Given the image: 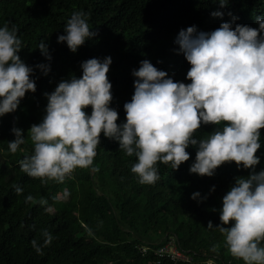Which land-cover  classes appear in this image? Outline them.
<instances>
[{"label": "trees", "instance_id": "1", "mask_svg": "<svg viewBox=\"0 0 264 264\" xmlns=\"http://www.w3.org/2000/svg\"><path fill=\"white\" fill-rule=\"evenodd\" d=\"M0 0V28L5 24L18 29L22 62L33 68L31 79L36 92L26 93L14 113L0 117V264H243L228 252L221 226L223 197L238 177L247 178L251 169L238 168L235 162L215 170L212 177L190 172L197 148L187 151L190 160L179 170L170 165H156L160 179L142 185L131 172L137 162L120 150L118 142L101 134V143L93 167L77 168L63 184L43 183L24 173L19 161L33 153L27 138L33 125L42 122L48 100L63 80L81 78L82 63L111 57L108 79L112 84L110 107L119 114L118 125L126 123L124 105L134 94L141 61L148 60L158 70L168 73L175 82L191 83L187 72L191 65L175 43L181 30L195 27L197 32L211 33L222 23L259 29L257 17L264 18V0ZM83 11L90 31L96 35L73 53L65 43H58L72 14ZM220 11L222 17H213ZM231 13V15H229ZM233 17L236 19L233 20ZM264 38V32L261 33ZM45 42L52 59L39 50ZM38 64L50 71L45 75ZM92 109H86L91 115ZM202 125L194 133L206 138L217 130ZM13 128L22 130L26 143L11 153L8 143L15 140ZM257 152L264 171V129ZM13 185L23 189L17 194ZM67 188V199L53 197ZM215 188V191H213ZM200 193L197 200L192 196ZM33 203H26L27 196ZM41 199L47 200L41 205ZM51 208V211H46ZM209 221L213 228L208 229ZM230 227V225H225ZM43 230L53 237L44 245ZM174 239L177 248L192 260L160 257L156 251ZM36 240L42 247L37 253ZM214 246H218L215 252ZM264 246V242L262 245ZM146 249V250H144Z\"/></svg>", "mask_w": 264, "mask_h": 264}, {"label": "clouds", "instance_id": "2", "mask_svg": "<svg viewBox=\"0 0 264 264\" xmlns=\"http://www.w3.org/2000/svg\"><path fill=\"white\" fill-rule=\"evenodd\" d=\"M218 3L221 8L227 6V0ZM212 15L222 17L223 13L216 11ZM256 19L259 29L236 25L233 30L225 22L211 33L197 32L195 27L181 30L175 43L191 65L187 72L189 84L175 82L150 61H141L139 69L132 73L136 77L135 91L124 105L123 125H118L119 114L110 107L111 57L83 62L81 78L63 80L54 92L45 93L46 115L28 132L34 150L19 161L21 170L43 183L58 184H63L77 168L97 172L93 164L101 134L118 142L127 156H136L131 172L142 185H152L160 179L158 163L179 170L191 158L187 151L190 146L197 148L190 172L201 177H212L222 165L235 162L238 168L251 169L252 173L247 178L238 177L223 197L221 226L216 230L223 235L233 258L243 264H264V171H255L260 164L257 152L264 129V18ZM17 32L15 25L0 28V117L14 113L26 93L36 92V83L31 79L33 68L18 55L22 41ZM64 32L66 35H60L58 43L66 42L73 53L96 35L90 31L83 11L72 14ZM38 47L50 61L45 42ZM36 67L45 75L50 71L45 64ZM89 107L91 115L86 112ZM202 125L220 127L206 138H193ZM12 131L16 138L8 148L16 153L23 150L26 138L18 128ZM13 187L18 195L22 194L21 187ZM69 195L65 188L53 200L67 199ZM199 197L200 193H195L192 199ZM25 202L35 201L29 195ZM39 203L46 205L47 200ZM207 228H213L211 221ZM42 235L43 246L51 244L52 235L47 230ZM32 246L41 253L36 240Z\"/></svg>", "mask_w": 264, "mask_h": 264}, {"label": "built area", "instance_id": "3", "mask_svg": "<svg viewBox=\"0 0 264 264\" xmlns=\"http://www.w3.org/2000/svg\"><path fill=\"white\" fill-rule=\"evenodd\" d=\"M177 247V246H176ZM178 249V248H177ZM146 250V249H144ZM179 250V249H178ZM180 251V250H179ZM181 252V251H180ZM157 255H159L160 257H163L165 255L167 256H171L173 259H187L184 258L180 253H171L166 247L160 248L159 250L156 251ZM182 253V252H181ZM185 257L186 255L184 253H182ZM188 260V259H187Z\"/></svg>", "mask_w": 264, "mask_h": 264}, {"label": "rangeland", "instance_id": "4", "mask_svg": "<svg viewBox=\"0 0 264 264\" xmlns=\"http://www.w3.org/2000/svg\"><path fill=\"white\" fill-rule=\"evenodd\" d=\"M171 253H180L184 258H187L189 261L192 260L191 256H184L176 247V243L174 239H170V241L168 242V244L165 246Z\"/></svg>", "mask_w": 264, "mask_h": 264}]
</instances>
